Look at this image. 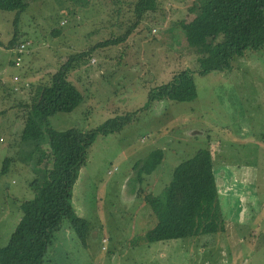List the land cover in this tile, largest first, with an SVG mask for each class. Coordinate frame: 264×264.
<instances>
[{
    "label": "rangeland",
    "instance_id": "obj_1",
    "mask_svg": "<svg viewBox=\"0 0 264 264\" xmlns=\"http://www.w3.org/2000/svg\"><path fill=\"white\" fill-rule=\"evenodd\" d=\"M136 1L28 0L17 20L0 10V247L21 218L19 204L34 196L29 183L38 154L27 156L32 145L21 131L35 88L69 54L131 30ZM191 1L157 0L125 41L95 50L70 71L83 100L49 116V127L85 131L116 116L132 120L97 135L87 150L72 193L77 214L89 223L85 242L65 221L45 263L264 264V50L234 57L230 71L195 74L191 101L157 99L144 108L151 88L197 66L179 25L204 19L189 11ZM13 37L15 46L27 42L22 53L7 48ZM156 149L160 163L137 183L133 166ZM199 149L211 151L224 230L147 246L144 230L152 225L144 192L160 194L174 167ZM5 158L11 162L3 173Z\"/></svg>",
    "mask_w": 264,
    "mask_h": 264
},
{
    "label": "trees",
    "instance_id": "obj_2",
    "mask_svg": "<svg viewBox=\"0 0 264 264\" xmlns=\"http://www.w3.org/2000/svg\"><path fill=\"white\" fill-rule=\"evenodd\" d=\"M27 7L28 0H0V10L13 11L14 20ZM156 7L157 0H137L136 21L131 30L145 13ZM189 8L192 13L198 12L200 18L204 16L202 22L197 15L179 22L187 45L196 52L197 66L179 70L167 82L151 88L144 108L157 99L191 101L197 96L195 74L230 71L234 57L244 56L247 50H264V0H192ZM131 30L120 38L97 42L88 51L69 54L49 75L47 82L35 88L26 106L21 131V140L32 145L27 156L33 158L38 154L33 168L36 176L29 183L34 196L19 204L21 218L7 243L0 247V264H47L44 257L48 247L65 221L82 243L88 237L89 223L72 205L74 184L86 165L87 150L97 135L119 131L132 118L129 114L116 116L85 131L77 128L55 130L49 127L47 119L56 113L71 112L83 100V95L68 79L70 71L95 50L125 41ZM18 47L13 37L7 48L17 51ZM17 60L16 55L18 64ZM162 155V151L156 149L133 166L137 183L153 172ZM10 162L11 158L3 160V173ZM215 175L211 151L199 149L174 167L170 182L160 194L144 192V202L150 209L151 221H148L152 225L144 230V243L149 246L153 242L222 232L224 222Z\"/></svg>",
    "mask_w": 264,
    "mask_h": 264
},
{
    "label": "built area",
    "instance_id": "obj_3",
    "mask_svg": "<svg viewBox=\"0 0 264 264\" xmlns=\"http://www.w3.org/2000/svg\"><path fill=\"white\" fill-rule=\"evenodd\" d=\"M27 48V42L26 43H21L18 47V52L22 53L25 49Z\"/></svg>",
    "mask_w": 264,
    "mask_h": 264
}]
</instances>
